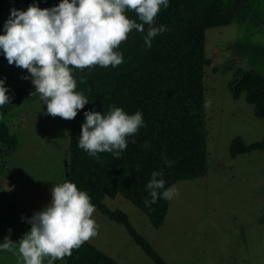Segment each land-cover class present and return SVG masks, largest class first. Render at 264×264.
Segmentation results:
<instances>
[{
	"label": "rangeland",
	"instance_id": "1",
	"mask_svg": "<svg viewBox=\"0 0 264 264\" xmlns=\"http://www.w3.org/2000/svg\"><path fill=\"white\" fill-rule=\"evenodd\" d=\"M222 6L233 8L235 18L227 26L204 32L205 176L172 185L177 194L168 200L158 228L122 196L102 200L110 210L125 213L133 229L167 264H264V149L236 157L229 154L234 138L251 145L264 136V119L254 117L244 93L237 99L232 96L242 73L251 71L264 80V0H224ZM125 15L141 23L134 11L126 10ZM4 22L0 16V34ZM136 31H130L119 46ZM93 67L74 69V79ZM0 78L11 97L9 104L0 106V124L15 138L12 145L0 138L2 243L5 236L18 241L28 232L27 218L49 202L52 185L66 180L70 120L47 114L39 96L31 94L35 88L30 79L7 71L2 62ZM92 218L97 235L86 243L118 264H154L122 225L96 208ZM0 264H16V256L0 252Z\"/></svg>",
	"mask_w": 264,
	"mask_h": 264
},
{
	"label": "trees",
	"instance_id": "2",
	"mask_svg": "<svg viewBox=\"0 0 264 264\" xmlns=\"http://www.w3.org/2000/svg\"><path fill=\"white\" fill-rule=\"evenodd\" d=\"M224 0H169L161 9L153 26L164 25L166 31L157 34L146 47L144 31H136L118 47L123 62L116 67L94 66L76 79L89 103L70 120V135L66 180L86 191L91 203L112 222L122 225L132 241L154 264H167L130 225L125 213L110 210L103 203L105 197L122 196L149 220L154 228L162 225L168 200L158 198L155 204L145 206L150 199L145 185L153 170L163 173L165 188L183 180H195L206 174V141L202 107V67L204 32L227 26L235 18L233 8L222 6ZM59 0H0V16L6 20L12 8L25 10L35 3L49 8ZM3 34V31H2ZM0 62L10 72L23 77L26 69L8 64L0 54ZM73 75V73H72ZM83 80V83H81ZM244 93L245 101L253 108L257 119H264V80L254 72H244L233 85L234 99ZM109 106L120 107L126 113L137 110L143 115L144 126L128 137L126 148L116 158L111 153L90 157L77 147L83 112L95 110L106 113ZM0 138L15 144L5 125L0 124ZM135 141L134 143L132 141ZM148 145L145 147V145ZM264 149L263 140L245 145L234 138L229 145L231 157ZM171 165L165 164V159ZM137 165L141 167L137 169ZM162 191V190H161ZM66 264H118L90 244L84 242L64 258Z\"/></svg>",
	"mask_w": 264,
	"mask_h": 264
},
{
	"label": "clouds",
	"instance_id": "3",
	"mask_svg": "<svg viewBox=\"0 0 264 264\" xmlns=\"http://www.w3.org/2000/svg\"><path fill=\"white\" fill-rule=\"evenodd\" d=\"M168 4L169 0H59L49 8H39L35 3L25 10L12 8L0 34V54L8 64L27 70L25 79H30L35 88L31 94L39 96L47 114L71 120L89 103L76 90L73 70L121 64L123 54L117 50L120 43L133 29L143 32L145 24L149 28L144 44L151 47L152 38L166 31L164 25L153 24ZM126 10L134 11L141 23L127 18ZM7 92L0 78V106L9 104ZM83 116L77 147L90 157L108 152L118 158L127 138L144 126L140 111L129 114L120 107L109 106L106 113L86 110ZM164 159L170 166L172 162ZM140 167L137 165V169ZM145 189L150 196L144 200L145 206L155 204L158 198L171 200L177 194L175 186L165 188L163 173L156 170L151 172ZM94 211L87 192L73 182L52 185L49 202L27 218L29 231L18 241L5 236L0 252L16 256V264L63 261L73 249L97 235Z\"/></svg>",
	"mask_w": 264,
	"mask_h": 264
},
{
	"label": "water",
	"instance_id": "4",
	"mask_svg": "<svg viewBox=\"0 0 264 264\" xmlns=\"http://www.w3.org/2000/svg\"><path fill=\"white\" fill-rule=\"evenodd\" d=\"M68 174L66 173V176H67Z\"/></svg>",
	"mask_w": 264,
	"mask_h": 264
}]
</instances>
